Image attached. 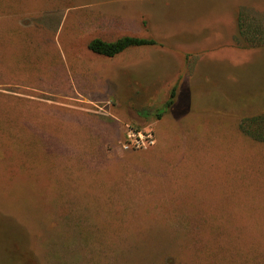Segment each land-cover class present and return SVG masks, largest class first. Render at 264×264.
<instances>
[{"label":"rangeland","instance_id":"rangeland-1","mask_svg":"<svg viewBox=\"0 0 264 264\" xmlns=\"http://www.w3.org/2000/svg\"><path fill=\"white\" fill-rule=\"evenodd\" d=\"M240 15L264 35V0H0V264H264ZM127 35L157 44L88 48Z\"/></svg>","mask_w":264,"mask_h":264},{"label":"trees","instance_id":"trees-1","mask_svg":"<svg viewBox=\"0 0 264 264\" xmlns=\"http://www.w3.org/2000/svg\"><path fill=\"white\" fill-rule=\"evenodd\" d=\"M239 36L251 41L249 44L252 48L264 47L262 39L264 38L263 31L255 26L246 22L243 15L238 18ZM157 42L152 38L136 37V36H124L114 41H106L101 38H95L88 44V48L94 54L114 58L126 50L134 47L155 46ZM175 89L171 93V98L167 102V107H171L174 104ZM163 113H159L157 116L162 117ZM241 132L252 138L253 140L264 144V111L259 114L245 117L240 123Z\"/></svg>","mask_w":264,"mask_h":264},{"label":"built area","instance_id":"built-area-1","mask_svg":"<svg viewBox=\"0 0 264 264\" xmlns=\"http://www.w3.org/2000/svg\"><path fill=\"white\" fill-rule=\"evenodd\" d=\"M125 148L128 149H144L147 144L151 146L154 143L153 134L144 133L142 131H128L126 133Z\"/></svg>","mask_w":264,"mask_h":264},{"label":"crops","instance_id":"crops-1","mask_svg":"<svg viewBox=\"0 0 264 264\" xmlns=\"http://www.w3.org/2000/svg\"><path fill=\"white\" fill-rule=\"evenodd\" d=\"M128 36V35H127ZM124 37V36H123ZM121 38V37H120ZM102 39V38H101ZM119 39V38H118ZM115 40H117V39H115ZM106 41H108V40H106ZM109 41H111V40H109ZM112 41H114V40H112ZM134 48H140V47H134ZM131 49V48H130ZM129 50V49H128ZM119 56V55H118ZM102 57H104V56H102ZM117 57V56H116ZM106 58H108V57H106ZM115 58V57H114Z\"/></svg>","mask_w":264,"mask_h":264}]
</instances>
